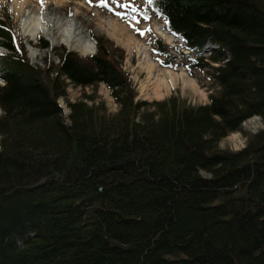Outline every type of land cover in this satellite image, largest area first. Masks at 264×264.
Instances as JSON below:
<instances>
[{
  "label": "trees",
  "instance_id": "16d2710c",
  "mask_svg": "<svg viewBox=\"0 0 264 264\" xmlns=\"http://www.w3.org/2000/svg\"><path fill=\"white\" fill-rule=\"evenodd\" d=\"M148 7L209 68V104L135 101L123 52L92 33L94 55L33 66L0 20V264H264V127L218 147L252 116L264 124V0ZM66 81L105 85L117 113L76 102L65 122Z\"/></svg>",
  "mask_w": 264,
  "mask_h": 264
},
{
  "label": "rangeland",
  "instance_id": "374dc122",
  "mask_svg": "<svg viewBox=\"0 0 264 264\" xmlns=\"http://www.w3.org/2000/svg\"><path fill=\"white\" fill-rule=\"evenodd\" d=\"M13 4V0H0V20L5 23L8 30L16 37V40L19 39L23 43L28 61L31 65L44 70L47 64L50 66L58 64L59 54L67 52V47L60 45L41 49L38 46L39 38L45 41L47 39L40 35L34 43L25 36L21 27L22 16L17 15L16 11L13 10ZM142 9L146 10L142 11ZM61 10L68 18L76 15L86 26L89 36L90 33L95 37L102 36L112 44V48L123 52L121 67L131 79L136 92L135 101L153 103L175 98L197 107L209 104L210 95L218 93L219 88L215 84L212 75H210L209 68L206 66L203 68L193 67L191 53L189 57L184 55L188 52L180 47L181 40L168 30L165 20L156 11L148 7V0H68L63 3ZM41 11L44 10L41 9ZM49 12L52 14L51 10ZM110 23H117L125 27L126 35L131 36L139 44L147 46L149 63L153 65L152 71L148 69V64L141 60L142 58L138 56L135 50L129 52L125 45L127 42L126 36H119L120 43H116L107 35ZM154 39H159L164 47L168 48L172 57L168 58L156 53L155 46L152 44ZM48 44L50 45L49 42ZM30 46H33L38 52L35 57L32 56V51L29 50ZM3 49L5 51L3 50L0 54L7 53V50ZM206 53L203 52L200 57L207 58L209 54ZM224 61H227V58ZM208 63L212 66H218V64L210 61ZM168 71L179 76L183 74L186 79L195 84L197 92L184 85L182 77H178L176 82L167 77L169 88H163V94L157 96L154 93L155 80L165 78ZM66 83V96L58 99L65 122H68L67 117L70 113L68 104L76 102H85L89 106L92 104L99 105L105 110L107 116H113L117 113L119 107L110 96V91L105 85L99 84L95 87L83 88L74 86L69 81H66ZM0 85L2 84L0 83ZM263 127L262 119L259 116H252L241 124L240 130L231 132L221 138L218 147L231 151L240 150L245 146L249 136Z\"/></svg>",
  "mask_w": 264,
  "mask_h": 264
},
{
  "label": "bare ground",
  "instance_id": "6f19581e",
  "mask_svg": "<svg viewBox=\"0 0 264 264\" xmlns=\"http://www.w3.org/2000/svg\"><path fill=\"white\" fill-rule=\"evenodd\" d=\"M67 1L43 0L42 3L41 0H13V10L16 11L17 15L22 16V30L25 36L34 43L40 35H43L50 42V48L64 45L69 50L75 51L80 55L90 53L93 50L94 44L90 40L86 26L76 15L68 18L61 10V6ZM41 9L45 12L41 11ZM50 10L52 14L49 12ZM109 26L107 35L116 43H120L119 36H126L127 42L125 45L129 49V52L135 50L138 56L142 58L141 60L148 64V69L152 71L153 65L149 63L147 46L139 44L131 36L126 35L125 27L117 23H110ZM29 50L32 51L33 57L38 54L33 46H30ZM166 75L165 78L155 80L154 93L157 96L163 94V88H169L167 77H170L174 82H176L178 77H182L184 85L196 91L195 84L191 80L186 79L183 74V76H179L168 71Z\"/></svg>",
  "mask_w": 264,
  "mask_h": 264
},
{
  "label": "water",
  "instance_id": "95a60500",
  "mask_svg": "<svg viewBox=\"0 0 264 264\" xmlns=\"http://www.w3.org/2000/svg\"><path fill=\"white\" fill-rule=\"evenodd\" d=\"M89 35V34H88ZM90 40H92L93 44H94V47H93V50L90 52V53H87V54H84V55H80L79 53L75 52V51H72V50H69L68 48H66L67 52H74L76 53L77 55H79L80 57H86V56H91V55H94L95 52H96V40L90 36ZM48 41V40H47ZM49 42V41H48ZM50 43V42H49ZM50 47V46H49ZM3 48L0 47V53L3 52ZM28 50V49H27ZM5 51V50H4ZM29 51V50H28ZM51 53V52H50Z\"/></svg>",
  "mask_w": 264,
  "mask_h": 264
},
{
  "label": "snow or ice",
  "instance_id": "6c2138e0",
  "mask_svg": "<svg viewBox=\"0 0 264 264\" xmlns=\"http://www.w3.org/2000/svg\"><path fill=\"white\" fill-rule=\"evenodd\" d=\"M41 2L43 3V0H41ZM0 83H2V82H0Z\"/></svg>",
  "mask_w": 264,
  "mask_h": 264
}]
</instances>
